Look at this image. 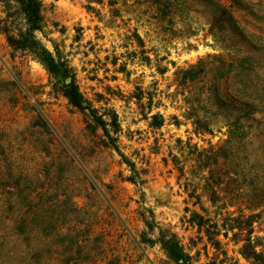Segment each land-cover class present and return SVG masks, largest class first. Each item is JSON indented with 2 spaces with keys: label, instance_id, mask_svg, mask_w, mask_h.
<instances>
[{
  "label": "rangeland",
  "instance_id": "1",
  "mask_svg": "<svg viewBox=\"0 0 264 264\" xmlns=\"http://www.w3.org/2000/svg\"><path fill=\"white\" fill-rule=\"evenodd\" d=\"M162 1L165 17L152 0H42L37 37L106 121L115 113L108 130L134 171L0 31V264H180L161 232L188 264H264V115L229 131L207 82H177V69L222 49L205 0ZM234 1L240 27L264 41V0Z\"/></svg>",
  "mask_w": 264,
  "mask_h": 264
},
{
  "label": "trees",
  "instance_id": "2",
  "mask_svg": "<svg viewBox=\"0 0 264 264\" xmlns=\"http://www.w3.org/2000/svg\"><path fill=\"white\" fill-rule=\"evenodd\" d=\"M10 1L0 0L4 4L3 7L7 14V18L0 20V31L4 34L6 42L15 50L29 52L45 68L49 76L61 84L62 94L68 102L90 115L94 121V129L102 130L112 147L127 166L134 171V164L119 150L115 139L108 130V125H111L113 130H117L115 113L110 116L109 121H106L103 114H99L96 108L84 98L65 61H62L37 37V33L46 37L42 0H12L22 19L18 25L9 21ZM205 1L211 7L210 31L215 41L219 42L222 52L207 54L195 64L184 69H177L175 76L177 82L182 86L195 80L204 84L207 82L215 110L223 116L230 131L242 125L240 121L242 117H251L253 114L264 115V41L248 36L240 27L232 11L233 4H236L234 0H230L227 4L220 0ZM152 2L159 5L158 11L161 13L159 14L161 17H165L161 7V2L164 3V1L152 0ZM48 40L53 43L51 39ZM54 50L56 51V47ZM67 77L70 78L69 82H65ZM187 101L190 112L184 116L186 119H191L194 126H197L198 115L195 113L191 100ZM163 120L161 114L154 113L151 115L150 124L159 127ZM195 132L199 133L197 127H195ZM128 180L134 179L130 175ZM197 224L201 227L203 221H199ZM149 228L151 227L149 226ZM158 242L170 259L180 264H188V255L179 245L175 235H165L161 232ZM246 247V245L243 247V253L248 252ZM250 253L254 258L258 256L253 251Z\"/></svg>",
  "mask_w": 264,
  "mask_h": 264
}]
</instances>
